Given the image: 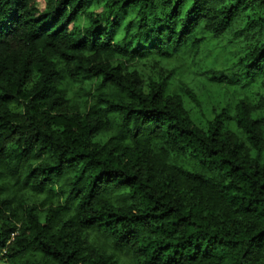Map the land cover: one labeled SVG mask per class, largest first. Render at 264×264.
Instances as JSON below:
<instances>
[{"label": "trees", "instance_id": "obj_1", "mask_svg": "<svg viewBox=\"0 0 264 264\" xmlns=\"http://www.w3.org/2000/svg\"><path fill=\"white\" fill-rule=\"evenodd\" d=\"M255 85L264 0H0V264H264Z\"/></svg>", "mask_w": 264, "mask_h": 264}, {"label": "rangeland", "instance_id": "obj_2", "mask_svg": "<svg viewBox=\"0 0 264 264\" xmlns=\"http://www.w3.org/2000/svg\"><path fill=\"white\" fill-rule=\"evenodd\" d=\"M44 4L45 0H37V8L39 10L44 9ZM219 46V44H215L213 42L207 44L200 52L199 61L203 62L204 64H210L212 62L220 63L222 61L223 51L218 49ZM185 62L186 60H179V63H183V66L185 65ZM176 64L177 62L173 61L162 62L156 61L154 59H148L138 66V70L141 74V78L144 82H146L150 77H156L159 74L160 76H164L168 70ZM256 85L253 86L252 89L256 90L260 95H264V87H260L258 89L256 88ZM197 100L199 105L197 107L190 106V113L197 123L202 124L205 118L210 117L212 110L218 109L220 107L223 100V95L220 89L209 85L201 89V92L197 94Z\"/></svg>", "mask_w": 264, "mask_h": 264}]
</instances>
